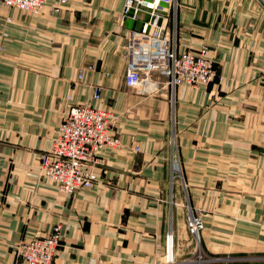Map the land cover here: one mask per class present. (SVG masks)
I'll list each match as a JSON object with an SVG mask.
<instances>
[{
    "label": "crops",
    "instance_id": "1",
    "mask_svg": "<svg viewBox=\"0 0 264 264\" xmlns=\"http://www.w3.org/2000/svg\"><path fill=\"white\" fill-rule=\"evenodd\" d=\"M125 3L48 0L40 14L0 4V264H26L20 244L59 222L54 264H161L170 247L192 264L193 211L213 258L201 264H264V0L163 5L177 50L207 46L218 72L176 89L159 72L126 85L127 30L150 14L125 17ZM85 100L109 111L123 146L105 147L96 184L68 196L40 158Z\"/></svg>",
    "mask_w": 264,
    "mask_h": 264
},
{
    "label": "built area",
    "instance_id": "2",
    "mask_svg": "<svg viewBox=\"0 0 264 264\" xmlns=\"http://www.w3.org/2000/svg\"><path fill=\"white\" fill-rule=\"evenodd\" d=\"M66 1L61 0V3ZM175 1L126 0L123 16L132 15L136 18L141 12L150 14V19L140 30L129 29L125 36V83L128 87H139L152 72H159L172 89L180 86H207L218 77L214 59L207 46H201L194 51H178L175 39L165 32L160 22L163 5ZM47 2L48 0H0V4L7 7L33 14L43 12ZM87 69L95 70V66L90 65ZM82 77L83 74L79 73V78ZM102 89L99 85L94 86L92 99H100ZM110 124L109 111L95 106L91 100L67 109L57 136L51 146L41 154L40 174L43 179L56 185L68 196L82 189L92 188L100 177L94 166L97 156L105 147L118 149L123 146L118 134L111 131ZM172 169L176 174L179 173L177 159L173 161ZM201 219L199 213H192L189 218L188 227L193 236L202 229H195ZM62 231L63 225L59 222L49 235L23 242V249L17 252V256L26 264H54L62 243ZM201 257L198 252L200 263L204 262Z\"/></svg>",
    "mask_w": 264,
    "mask_h": 264
},
{
    "label": "rangeland",
    "instance_id": "3",
    "mask_svg": "<svg viewBox=\"0 0 264 264\" xmlns=\"http://www.w3.org/2000/svg\"><path fill=\"white\" fill-rule=\"evenodd\" d=\"M195 213H198L197 211ZM190 231V230H189ZM204 231V229H201L196 236V239H197V246H196V250L194 252V260L191 261L195 264H201L199 262V258H198V252L201 253V255L203 256V258L206 260L205 262L209 261V260H212L213 258H210V256L206 253V251L204 250L203 246H202V243H201V237H202V232ZM194 236V237H195ZM198 237V238H197ZM196 256V257H195ZM19 257V256H18ZM20 258V257H19ZM202 258V257H201ZM21 260H23L22 258H20ZM202 260V259H201ZM192 263V264H193ZM169 264H181L180 262H174L173 259H170V263ZM187 264V263H186Z\"/></svg>",
    "mask_w": 264,
    "mask_h": 264
},
{
    "label": "bare ground",
    "instance_id": "4",
    "mask_svg": "<svg viewBox=\"0 0 264 264\" xmlns=\"http://www.w3.org/2000/svg\"><path fill=\"white\" fill-rule=\"evenodd\" d=\"M15 8V7H14ZM110 116H111V114H110ZM111 119V118H110ZM191 209V208H190ZM191 212H192V210H191ZM192 213H195V211H193ZM202 219H201V221H199V224L197 225V227H195V229H200L201 227H202V229H204V227H205V222H204V219H203V217H201ZM43 236H47V235H42V236H37V237H43ZM35 238V237H34ZM33 238V239H34ZM198 238V237H197ZM33 239H31V240H33ZM62 239H63V231H62ZM197 240V239H196ZM30 241V240H29ZM23 243H21L20 244V246L22 245ZM19 246V248H18V251H21L22 249H23V247L21 246L20 247ZM170 255L168 254V255H166V257H165V260H164V264H169L170 263V259H174L173 257V253H172V248L170 247ZM57 255V254H56ZM203 257V256H202ZM204 261H206L204 258H202ZM163 263H161V264H163Z\"/></svg>",
    "mask_w": 264,
    "mask_h": 264
}]
</instances>
